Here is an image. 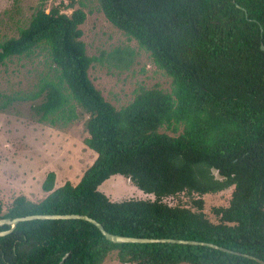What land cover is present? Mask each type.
<instances>
[{
	"label": "trees",
	"instance_id": "obj_1",
	"mask_svg": "<svg viewBox=\"0 0 264 264\" xmlns=\"http://www.w3.org/2000/svg\"><path fill=\"white\" fill-rule=\"evenodd\" d=\"M98 3L172 79V91L141 86L130 104L116 109L89 70L95 63L127 70L135 50L89 56L82 9L68 15L38 8L17 37L0 42V66L44 54L50 74L41 80L36 98L44 100L35 113L54 127L86 112L84 144L96 159L76 185L55 188L49 173L42 185L47 196L38 203L19 196L6 213L0 204V220L80 214L114 235L212 243L264 261V0ZM114 176L154 199L111 200L101 186ZM228 188L229 205L214 210L213 222L201 197ZM181 194L200 198L192 207L166 201ZM113 252L122 264H260L207 246L115 244L84 220L22 222L0 237V264H103Z\"/></svg>",
	"mask_w": 264,
	"mask_h": 264
},
{
	"label": "rangeland",
	"instance_id": "obj_2",
	"mask_svg": "<svg viewBox=\"0 0 264 264\" xmlns=\"http://www.w3.org/2000/svg\"><path fill=\"white\" fill-rule=\"evenodd\" d=\"M41 6L47 11L57 7L68 15L77 9L86 13L81 29L89 56L97 57L102 52L124 47L135 50V61L127 70L110 69L99 63L89 70V79L116 109L130 104L141 86L159 87L171 93L172 79L154 64L150 54L135 40L129 39L106 19L98 0H0V42L17 37L19 30L27 27ZM49 74V62L39 53L31 57H14L0 66V105H6L0 108V204L4 213L19 196L35 203L45 198L47 194L42 185L51 172L55 174V188L68 181L78 184L96 159V154L84 144L88 138L86 122L89 115L86 112L81 113L79 120L67 125L53 127L39 121L34 107L44 98H36V94L41 80ZM165 132L175 136L170 131ZM213 173L218 178L217 172ZM101 189L113 201L154 199L123 176L111 177ZM232 192V188H228L201 197L204 212L211 221H218L214 210L227 207ZM199 198L198 195L193 198L181 194L166 201L192 207L193 200ZM103 264L122 263L117 252H113Z\"/></svg>",
	"mask_w": 264,
	"mask_h": 264
},
{
	"label": "water",
	"instance_id": "obj_3",
	"mask_svg": "<svg viewBox=\"0 0 264 264\" xmlns=\"http://www.w3.org/2000/svg\"><path fill=\"white\" fill-rule=\"evenodd\" d=\"M261 49L264 50V46H261ZM217 172V171H216ZM218 174V172H217ZM84 220L88 221L94 226H96L101 233L105 236L107 240H109L112 243L115 244H153V243H169V244H182V245H191V246H207L216 250H220L226 253L235 254L238 256H242L245 258H248L250 260L256 261L260 264H264V261L261 259H258L254 256L248 255V254H241L238 252H233L231 250H228L223 247H219L212 243H206V242H199V241H193V240H181V239H155V238H134V237H125V236H119L114 235L112 233H109L102 224H100L98 221L86 216V215H80V214H66V215H48V214H37V215H29L25 217H18L14 219L6 218L0 220V226L8 225L10 227L7 231L0 232V237H3L5 235H8L12 233L18 224L22 222H28L33 220ZM68 254L64 257L63 260L66 259Z\"/></svg>",
	"mask_w": 264,
	"mask_h": 264
},
{
	"label": "crops",
	"instance_id": "obj_4",
	"mask_svg": "<svg viewBox=\"0 0 264 264\" xmlns=\"http://www.w3.org/2000/svg\"><path fill=\"white\" fill-rule=\"evenodd\" d=\"M121 178V177H120Z\"/></svg>",
	"mask_w": 264,
	"mask_h": 264
}]
</instances>
